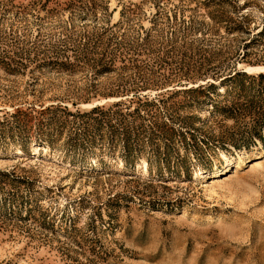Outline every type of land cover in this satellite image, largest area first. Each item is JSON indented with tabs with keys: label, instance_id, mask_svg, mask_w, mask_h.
Segmentation results:
<instances>
[{
	"label": "rangeland",
	"instance_id": "374dc122",
	"mask_svg": "<svg viewBox=\"0 0 264 264\" xmlns=\"http://www.w3.org/2000/svg\"><path fill=\"white\" fill-rule=\"evenodd\" d=\"M260 74L264 0H0V264H264V140L212 109ZM133 94L173 96L197 151L126 159L67 114Z\"/></svg>",
	"mask_w": 264,
	"mask_h": 264
},
{
	"label": "trees",
	"instance_id": "16d2710c",
	"mask_svg": "<svg viewBox=\"0 0 264 264\" xmlns=\"http://www.w3.org/2000/svg\"><path fill=\"white\" fill-rule=\"evenodd\" d=\"M56 55L54 60L60 59ZM66 65H72L80 62V55L73 51L72 56H65ZM244 78L255 81L252 76L244 73H236L233 80ZM257 79L264 80V75H258ZM225 83V82H224ZM223 84V83H222ZM208 85L206 89H210ZM243 91L236 93L234 100L227 106H213L212 109L228 114L236 125L243 119H250L251 130H247L250 139L253 138L263 142L264 140V85L258 84L256 90L242 87ZM199 89H205L201 87ZM196 90L185 91V94H194ZM172 95V93L170 94ZM156 95L153 98L147 95L133 94L124 101H118L110 104L95 106L88 111H78L76 114L68 113L73 117H87L95 122L96 131L106 130L112 143H118L121 147L123 157L126 159L134 158L135 149L140 152L141 149L150 145L152 154H159L162 147L168 155L171 152V146L178 140L184 147H192L197 151V134H195L194 117H180L176 104L170 102L173 96ZM175 95V94H174ZM232 95V94H230ZM225 97L223 96V100ZM47 110H52L49 108ZM49 112V111H48ZM213 115H215L213 113ZM74 137L70 139L73 146L82 145V138L88 131L87 128L78 129ZM188 137V138H186ZM203 140V139H202ZM203 142H205L203 140ZM159 143V144H158ZM236 147V143H232ZM247 146V142H243ZM183 159V158H182ZM179 159V161H182Z\"/></svg>",
	"mask_w": 264,
	"mask_h": 264
}]
</instances>
